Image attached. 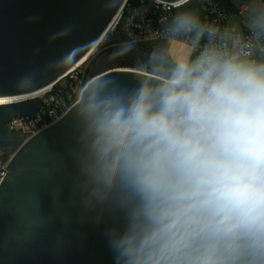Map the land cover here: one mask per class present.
Masks as SVG:
<instances>
[{
	"label": "clouds",
	"instance_id": "clouds-1",
	"mask_svg": "<svg viewBox=\"0 0 264 264\" xmlns=\"http://www.w3.org/2000/svg\"><path fill=\"white\" fill-rule=\"evenodd\" d=\"M186 3L131 85L97 76L74 93L72 199L113 264H264V0H248L243 30Z\"/></svg>",
	"mask_w": 264,
	"mask_h": 264
},
{
	"label": "water",
	"instance_id": "water-1",
	"mask_svg": "<svg viewBox=\"0 0 264 264\" xmlns=\"http://www.w3.org/2000/svg\"><path fill=\"white\" fill-rule=\"evenodd\" d=\"M124 2L0 0V100L34 94L65 77L102 40ZM191 5L193 0L183 7ZM64 29H70L66 36H56ZM130 46L114 45L97 56L85 80L107 76L131 85L136 70L130 67L148 50ZM71 49L84 53L74 65L48 67ZM113 62L124 68L109 69ZM30 75L35 84L22 85ZM38 105V99L0 104V165L10 158L0 183V264H113L104 226L91 222L72 199L65 171L73 142L69 110L32 137L4 127L11 117L33 118Z\"/></svg>",
	"mask_w": 264,
	"mask_h": 264
},
{
	"label": "built area",
	"instance_id": "built-area-1",
	"mask_svg": "<svg viewBox=\"0 0 264 264\" xmlns=\"http://www.w3.org/2000/svg\"><path fill=\"white\" fill-rule=\"evenodd\" d=\"M181 3L182 1L166 3L158 0H125L109 28L113 34H117L120 38L119 43L116 42L114 45L133 44L149 50L157 42L159 32L166 20ZM223 8L224 0H193V5L188 9L197 11L205 21L223 26L227 19ZM245 11L246 6L242 5L237 13L242 14ZM81 66L70 70L65 77L50 88L37 92L36 95L14 97L15 100L8 104L38 99L39 105L33 118L28 116L11 117L4 125L6 131L12 135L25 134L32 137L43 128L59 120L70 109L74 93L85 81L86 71H81ZM63 83L64 85H62ZM9 161L8 157L3 160V165H0V183L6 174L3 168H6Z\"/></svg>",
	"mask_w": 264,
	"mask_h": 264
},
{
	"label": "rangeland",
	"instance_id": "rangeland-1",
	"mask_svg": "<svg viewBox=\"0 0 264 264\" xmlns=\"http://www.w3.org/2000/svg\"><path fill=\"white\" fill-rule=\"evenodd\" d=\"M229 2L232 5L233 9L237 10L242 4L247 5L248 0H229ZM245 15L246 14H244L243 16H237V14H231L227 18L225 25H237L243 30ZM114 43H116V39L114 38V34L111 31V29H109L105 34V36L102 38V40L95 46L94 50L85 61V64L81 66L80 70L86 71L87 73V67H88L87 65L93 62L97 56H99L102 53H105L112 45H114ZM133 66H136V64L132 65L130 69L136 70V67ZM117 68H124V64L119 62H113L109 65V69H117ZM62 85H64V83Z\"/></svg>",
	"mask_w": 264,
	"mask_h": 264
},
{
	"label": "crops",
	"instance_id": "crops-1",
	"mask_svg": "<svg viewBox=\"0 0 264 264\" xmlns=\"http://www.w3.org/2000/svg\"><path fill=\"white\" fill-rule=\"evenodd\" d=\"M242 5H244V6H246V11H247V5L246 4H242ZM241 5V6H242ZM233 10V11H229V10ZM239 9V8H238ZM237 9V10H238ZM223 10H224V12L226 13V15H227V18L231 15V14H237V16H243L244 14H246V11L245 12H243L242 14H238L237 13V10H235V9H233V7H232V5L230 4V2H229V0H228V6H226V7H224L223 8ZM235 10V11H234ZM227 20V19H226ZM244 28V27H243ZM178 47V50H180V51H182L183 49H184V45H178L177 46Z\"/></svg>",
	"mask_w": 264,
	"mask_h": 264
},
{
	"label": "bare ground",
	"instance_id": "bare-ground-1",
	"mask_svg": "<svg viewBox=\"0 0 264 264\" xmlns=\"http://www.w3.org/2000/svg\"><path fill=\"white\" fill-rule=\"evenodd\" d=\"M109 30V29H108ZM95 48V47H94ZM94 48L91 50V52L87 55V57H85L81 62H80V64L78 63L77 65H76V67L75 68H79V66H81L82 64H84V62L87 60V58L90 56V54L92 53V51L94 50ZM75 68H73V69H75ZM39 92H41V91H39ZM38 92V93H39ZM37 92L36 93H34L35 95L36 94H38ZM13 100H15V99H13V98H11V99H2V100H0V104L1 103H9V102H12Z\"/></svg>",
	"mask_w": 264,
	"mask_h": 264
},
{
	"label": "trees",
	"instance_id": "trees-1",
	"mask_svg": "<svg viewBox=\"0 0 264 264\" xmlns=\"http://www.w3.org/2000/svg\"><path fill=\"white\" fill-rule=\"evenodd\" d=\"M228 6V0H224V7ZM229 10V9H228ZM229 11H233V10H229ZM235 11V10H234ZM136 67V66H133Z\"/></svg>",
	"mask_w": 264,
	"mask_h": 264
}]
</instances>
